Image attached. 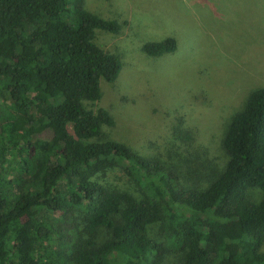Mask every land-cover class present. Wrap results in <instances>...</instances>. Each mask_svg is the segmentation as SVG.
<instances>
[{"label": "trees", "instance_id": "16d2710c", "mask_svg": "<svg viewBox=\"0 0 264 264\" xmlns=\"http://www.w3.org/2000/svg\"><path fill=\"white\" fill-rule=\"evenodd\" d=\"M97 30L122 25L86 0H0V264H264V87L219 153L181 118L143 154L90 108L123 67Z\"/></svg>", "mask_w": 264, "mask_h": 264}, {"label": "rangeland", "instance_id": "374dc122", "mask_svg": "<svg viewBox=\"0 0 264 264\" xmlns=\"http://www.w3.org/2000/svg\"><path fill=\"white\" fill-rule=\"evenodd\" d=\"M86 7L122 25L119 35L97 30L95 38L123 64L90 105L116 120L108 133L146 154L182 118L198 143L219 153L229 118L264 87V0H86ZM169 38L176 52L144 53L146 43Z\"/></svg>", "mask_w": 264, "mask_h": 264}]
</instances>
